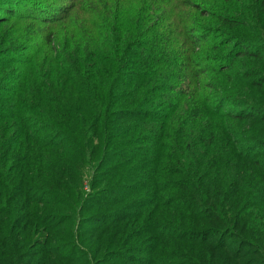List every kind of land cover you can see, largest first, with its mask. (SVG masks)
I'll return each instance as SVG.
<instances>
[{
    "label": "trees",
    "instance_id": "16d2710c",
    "mask_svg": "<svg viewBox=\"0 0 264 264\" xmlns=\"http://www.w3.org/2000/svg\"><path fill=\"white\" fill-rule=\"evenodd\" d=\"M0 264H264V0H0Z\"/></svg>",
    "mask_w": 264,
    "mask_h": 264
},
{
    "label": "rangeland",
    "instance_id": "374dc122",
    "mask_svg": "<svg viewBox=\"0 0 264 264\" xmlns=\"http://www.w3.org/2000/svg\"><path fill=\"white\" fill-rule=\"evenodd\" d=\"M11 32H12V31H11ZM88 181H89V176H86V178H85V183L89 184ZM85 189H86V188H85Z\"/></svg>",
    "mask_w": 264,
    "mask_h": 264
}]
</instances>
